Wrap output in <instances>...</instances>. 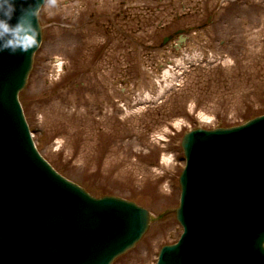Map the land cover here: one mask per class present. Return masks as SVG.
<instances>
[{
	"label": "rangeland",
	"instance_id": "rangeland-1",
	"mask_svg": "<svg viewBox=\"0 0 264 264\" xmlns=\"http://www.w3.org/2000/svg\"><path fill=\"white\" fill-rule=\"evenodd\" d=\"M40 22L43 40L20 101L41 154L96 197H122L154 215L173 210L183 135L264 114V0H47ZM182 28L187 49L162 46ZM183 52L199 59L182 67ZM55 58L64 62L60 75ZM169 65L174 83L161 78ZM146 94L154 102L127 115ZM164 154L174 157L169 165ZM182 231L171 211L113 264H155Z\"/></svg>",
	"mask_w": 264,
	"mask_h": 264
},
{
	"label": "water",
	"instance_id": "water-1",
	"mask_svg": "<svg viewBox=\"0 0 264 264\" xmlns=\"http://www.w3.org/2000/svg\"><path fill=\"white\" fill-rule=\"evenodd\" d=\"M16 4L18 17L37 0ZM34 22L36 46L0 52V264H111L171 211L185 231L157 264H264V116L185 134L177 209L155 216L122 198H95L58 174L30 137L18 94L42 41Z\"/></svg>",
	"mask_w": 264,
	"mask_h": 264
},
{
	"label": "clouds",
	"instance_id": "clouds-1",
	"mask_svg": "<svg viewBox=\"0 0 264 264\" xmlns=\"http://www.w3.org/2000/svg\"><path fill=\"white\" fill-rule=\"evenodd\" d=\"M46 2L47 0H44L43 5H40L37 0V4L22 7L16 17V0H0V52H27L37 45L40 30L36 27L34 18L39 20ZM14 17L15 24L11 22Z\"/></svg>",
	"mask_w": 264,
	"mask_h": 264
},
{
	"label": "bare ground",
	"instance_id": "bare-ground-1",
	"mask_svg": "<svg viewBox=\"0 0 264 264\" xmlns=\"http://www.w3.org/2000/svg\"><path fill=\"white\" fill-rule=\"evenodd\" d=\"M195 55L196 54H192V53H189L188 55H184V56L178 58L176 60V63H179L180 65H185V62L193 60ZM197 56L198 55H196V57ZM230 61H232V60L231 59L225 60V62H227V63L230 62ZM54 64H55V68L57 70L56 74L60 75L61 72L63 71L64 62L61 59H58ZM175 72H176V69L174 68V65H169V68H167L163 72V75L161 77L162 81L165 80L167 83H169V82L170 83H174V80H175L174 79L175 78L174 74H175ZM156 83L158 84L157 87H159V90L160 91L163 90V87L161 86L160 80H158ZM154 100H155V98L150 97V96H148L146 94L144 96V98L140 97V98H136L135 99V101L137 103L138 102L143 103L144 106H141V107L139 106V107H137L135 109H129V108L128 109L124 108V109H125L127 115L133 114L135 112L137 113V112H139V110H142V109H144L146 107V103L154 102ZM200 118H202L203 121H209L211 117L203 114V115H200ZM182 124H183L182 121H178L176 123L177 127L182 126ZM173 160H174V157L172 155L164 154L160 161H161V164H163V165H169L170 163L173 162ZM154 170L157 171V172L159 171L158 168H155ZM165 188L167 189V186Z\"/></svg>",
	"mask_w": 264,
	"mask_h": 264
}]
</instances>
